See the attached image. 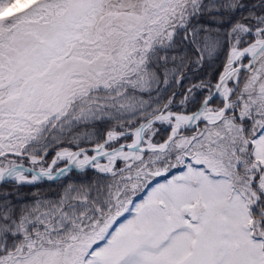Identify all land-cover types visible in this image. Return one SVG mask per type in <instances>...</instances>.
Segmentation results:
<instances>
[{
  "label": "snow or ice",
  "instance_id": "1",
  "mask_svg": "<svg viewBox=\"0 0 264 264\" xmlns=\"http://www.w3.org/2000/svg\"><path fill=\"white\" fill-rule=\"evenodd\" d=\"M87 168L0 191V264H264V0H0V184Z\"/></svg>",
  "mask_w": 264,
  "mask_h": 264
},
{
  "label": "trees",
  "instance_id": "2",
  "mask_svg": "<svg viewBox=\"0 0 264 264\" xmlns=\"http://www.w3.org/2000/svg\"><path fill=\"white\" fill-rule=\"evenodd\" d=\"M202 70V69H201ZM201 70L195 71V67L193 69H186L188 78L183 81V85L180 87H177L175 84L173 86L169 87L166 91H168V94L166 96L165 101L167 98L172 94L173 91H179L183 92L191 83H194L198 81V74ZM185 86V87H184ZM162 88V87H161ZM153 96L156 95V93L152 94ZM147 97V95H145ZM179 97V96H177ZM164 101V102H165ZM100 129L103 131L107 126L106 125H100ZM167 129H162L160 131V136L163 137L166 135ZM55 154L54 152L49 154V158L52 157V155ZM122 166V165H121ZM98 178V174L95 170L91 168H87L83 172L81 171H72L71 173L67 174L63 178H59L55 181H42L38 182L32 185H22L17 188V186L11 182L0 184V189L2 188H8L10 191L13 192L12 199H16V194H22L24 197H21L18 203H23L25 201H30L32 199L33 193H40L43 197L48 198H56L58 194H60L63 191V188L68 183H74L77 185L80 184H88L91 181Z\"/></svg>",
  "mask_w": 264,
  "mask_h": 264
},
{
  "label": "rangeland",
  "instance_id": "3",
  "mask_svg": "<svg viewBox=\"0 0 264 264\" xmlns=\"http://www.w3.org/2000/svg\"><path fill=\"white\" fill-rule=\"evenodd\" d=\"M252 2H254V0H252ZM222 59H223V57L221 56V58H220L219 60L216 61V65H219V64L221 63ZM193 67H195V66L193 65L192 68H190V69H193ZM214 68H215V66H213V67H209V66L206 64L205 67H204L199 73H197V74H198V79H203V78H205V74H206V73L213 72V71H214ZM196 82H197V81H196ZM196 82H194V83H196ZM173 84H174V83H173ZM173 84H172V86H173ZM161 87H162V91H161L160 95H161L162 99L160 100V103L162 104V103H164V101H165V99H166V96H167V94H168V91L163 90V85H161ZM184 87H185V86H184ZM178 92H179V91H178ZM144 98H145V99H148V96H147V97H144ZM179 98H180V97H177V100H179ZM157 127L160 129V131H161L162 129L165 128L164 126L159 125V124H157ZM165 129H166V128H165ZM79 131H84V129H79ZM160 138H162V137H161V136H160V137H157V139H160ZM67 139H70V137H67ZM129 141H130V139H129ZM120 142H125V141H120ZM64 146H69L68 143H67V140H66V142L64 143ZM80 146H81V147H84V146H92V145L89 144L88 142H83V143L80 144ZM113 146H115V145H113ZM54 155H55V154H53L52 157H53ZM89 155H91V154L89 153ZM52 157L49 158V155H48V156L46 157L47 162L50 163ZM101 162L103 163V162H105V161L102 160ZM23 163L28 164L29 162H28V161H24ZM61 165H63V163L58 164L57 167H59V166H61ZM4 190H10V189H8V188H2V189H0V191H4ZM15 196H19L20 198H21V197H24L22 194H21V195H20V194H16Z\"/></svg>",
  "mask_w": 264,
  "mask_h": 264
},
{
  "label": "water",
  "instance_id": "4",
  "mask_svg": "<svg viewBox=\"0 0 264 264\" xmlns=\"http://www.w3.org/2000/svg\"><path fill=\"white\" fill-rule=\"evenodd\" d=\"M86 148H89V147H91V146H85ZM92 153V152H91ZM93 154V153H92ZM25 164V163H24ZM25 166L26 167H33V165H31V164H25ZM64 165H62V166H59V167H63ZM74 171V170H73ZM75 171H79V170H75ZM64 177V176H63ZM63 177H60V178H63ZM59 179V178H58ZM44 180H46V181H48L46 178H43V179H41L40 181H38V182H42V181H44ZM38 182H36V183H38Z\"/></svg>",
  "mask_w": 264,
  "mask_h": 264
}]
</instances>
